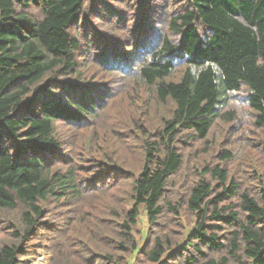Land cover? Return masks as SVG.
<instances>
[{
	"label": "trees",
	"instance_id": "16d2710c",
	"mask_svg": "<svg viewBox=\"0 0 264 264\" xmlns=\"http://www.w3.org/2000/svg\"><path fill=\"white\" fill-rule=\"evenodd\" d=\"M40 253L264 264V0H0V264Z\"/></svg>",
	"mask_w": 264,
	"mask_h": 264
},
{
	"label": "rangeland",
	"instance_id": "374dc122",
	"mask_svg": "<svg viewBox=\"0 0 264 264\" xmlns=\"http://www.w3.org/2000/svg\"><path fill=\"white\" fill-rule=\"evenodd\" d=\"M248 131L247 132H249V133H247V136H249V134H251V133H253V132H255L256 133V131L253 129V130H251L250 128H248L247 129ZM253 133V135H252V137H250L249 136V145H252L254 148H256V147H258V148H260L257 144H255V140L256 139H258L259 137H260V135H257L256 137H254L256 134H258V133ZM221 134V133H220ZM141 226H142V228L145 230L146 228H147V225H146V219H145V217H143L142 216V222H141ZM33 257H35V256H33ZM38 257H43L44 258V260L46 259V261L48 260V258L47 257H49L48 255H46L45 253H40V255L39 256H37L34 260H37V258ZM34 260H31L30 262H33ZM36 262V261H35Z\"/></svg>",
	"mask_w": 264,
	"mask_h": 264
},
{
	"label": "built area",
	"instance_id": "2783aa9c",
	"mask_svg": "<svg viewBox=\"0 0 264 264\" xmlns=\"http://www.w3.org/2000/svg\"><path fill=\"white\" fill-rule=\"evenodd\" d=\"M47 258H48V260L46 261V259L44 260L43 257H38L37 260H34L33 262H28L27 264H47L49 261V257H47Z\"/></svg>",
	"mask_w": 264,
	"mask_h": 264
},
{
	"label": "clouds",
	"instance_id": "9594fccd",
	"mask_svg": "<svg viewBox=\"0 0 264 264\" xmlns=\"http://www.w3.org/2000/svg\"><path fill=\"white\" fill-rule=\"evenodd\" d=\"M246 107H247L246 105H238V106H237L238 109H244V108H246Z\"/></svg>",
	"mask_w": 264,
	"mask_h": 264
},
{
	"label": "bare ground",
	"instance_id": "6f19581e",
	"mask_svg": "<svg viewBox=\"0 0 264 264\" xmlns=\"http://www.w3.org/2000/svg\"><path fill=\"white\" fill-rule=\"evenodd\" d=\"M258 183V182H257Z\"/></svg>",
	"mask_w": 264,
	"mask_h": 264
}]
</instances>
